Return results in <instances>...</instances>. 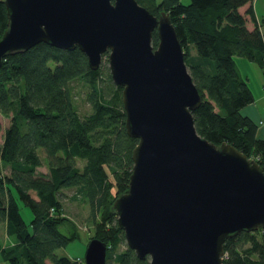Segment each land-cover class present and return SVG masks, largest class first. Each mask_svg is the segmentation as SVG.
<instances>
[{
  "label": "trees",
  "instance_id": "1",
  "mask_svg": "<svg viewBox=\"0 0 264 264\" xmlns=\"http://www.w3.org/2000/svg\"><path fill=\"white\" fill-rule=\"evenodd\" d=\"M154 14L165 11L175 27L184 60L201 95L192 111L199 134L216 144L227 141L264 168V138L241 109L254 93L238 71L236 56L255 61L264 78V33L254 16L253 0H137ZM0 0V35L7 27ZM156 29L153 46L157 45ZM101 66L90 68L86 54L40 41L6 55L0 65V113L10 114L0 145V223L12 239L0 245L11 264H83V256L56 253L75 236V222L60 199L64 187L88 202L94 220L90 237L106 243L105 264H149L128 246L112 209L128 188L131 152L137 138L125 129L121 86L104 83ZM87 87L91 111L80 115L73 82ZM43 149L48 172H38ZM83 159L82 167L77 164ZM3 166L8 173H3ZM35 195H34V194ZM31 208L27 223L17 197ZM68 224L71 232L61 229ZM223 264H264V230L246 231L223 243Z\"/></svg>",
  "mask_w": 264,
  "mask_h": 264
},
{
  "label": "water",
  "instance_id": "2",
  "mask_svg": "<svg viewBox=\"0 0 264 264\" xmlns=\"http://www.w3.org/2000/svg\"><path fill=\"white\" fill-rule=\"evenodd\" d=\"M8 17L0 65L43 41L78 46L92 69L107 52L121 86L132 148L128 188L112 203L127 246L149 264H223V243L264 230V168L227 141L198 133L201 95L165 11L137 0H2ZM156 29L157 45L153 46ZM106 243L91 237L83 264H105Z\"/></svg>",
  "mask_w": 264,
  "mask_h": 264
},
{
  "label": "rangeland",
  "instance_id": "3",
  "mask_svg": "<svg viewBox=\"0 0 264 264\" xmlns=\"http://www.w3.org/2000/svg\"><path fill=\"white\" fill-rule=\"evenodd\" d=\"M184 3H187L188 0H184ZM108 53L105 52L102 54L101 57V69L103 72L108 73L109 67H108V59H107ZM243 59L246 60L247 65H240L241 73H244V75L249 74L250 76V87L252 90H256V92L259 90V94L254 92V97L257 101V104L260 106L264 102V91L260 87V79H261V67L258 66V64L250 60L246 57H243ZM237 61L239 62V57H237ZM103 75L104 83H107V75ZM111 83L112 80H111ZM259 86V87H258ZM87 87L83 84H81L79 81L73 82V97H74V103L76 105V108L80 115H85L88 112L91 111V104L87 100ZM261 95V99H258ZM259 100V101H258ZM10 123V114H3L0 113V145L3 138L4 128ZM38 152L42 155V164L37 168L38 172H48V165L45 161L44 152L41 147L38 148ZM84 160L78 159L77 164L79 167H82ZM3 173H8V168L3 166L2 169ZM75 187H64L61 190V201L63 204V209L65 214L70 217L75 222V236L68 241L64 246L58 247L56 249V253L59 255H67L69 257H76V256H83L86 245L88 240L90 239L91 233H93L94 229V220L99 219V215H91L90 213V207L88 202H86L84 199H79V196H73L75 195ZM34 194V193H33ZM35 195V194H34ZM17 202L19 206V210L21 213L22 218L29 223L33 216V212L30 208V206L19 196L17 197ZM61 229L69 233L71 232V229L68 227V224H62ZM3 244V243H2ZM4 245V244H3ZM127 243L125 239L118 245V250H122L126 248ZM0 264H11L10 259L7 257L5 252H0ZM51 264V262H49Z\"/></svg>",
  "mask_w": 264,
  "mask_h": 264
},
{
  "label": "crops",
  "instance_id": "4",
  "mask_svg": "<svg viewBox=\"0 0 264 264\" xmlns=\"http://www.w3.org/2000/svg\"><path fill=\"white\" fill-rule=\"evenodd\" d=\"M181 1L183 2L184 0H181ZM253 10H254L255 19H257V22H258V27H259L260 31L262 33H264V0H253ZM237 57H239V62L237 61ZM243 57L244 56H236V58H235L236 65H237V68H238V71L240 72V74L243 77H245L247 79V81L250 83L251 78H250L249 74L244 75V73H241L240 65H247V62L245 59H243ZM261 76L262 77L260 79V87L264 91V78H263L262 68H261ZM254 91H255V94L256 93L259 94V90L257 92H256V90H254ZM262 97L260 95V97L258 99H261ZM263 109H264V102L260 106L259 104H257L255 97H254L253 102L245 105L241 109V112L243 114L248 115L257 123V136L262 137V138H264V110ZM260 120H261V122H260ZM11 240L12 239L6 233L5 222H1L0 223V245L1 246L3 244L7 245L9 242H12Z\"/></svg>",
  "mask_w": 264,
  "mask_h": 264
},
{
  "label": "built area",
  "instance_id": "5",
  "mask_svg": "<svg viewBox=\"0 0 264 264\" xmlns=\"http://www.w3.org/2000/svg\"><path fill=\"white\" fill-rule=\"evenodd\" d=\"M264 110V109H263ZM260 122H261V120H260Z\"/></svg>",
  "mask_w": 264,
  "mask_h": 264
}]
</instances>
